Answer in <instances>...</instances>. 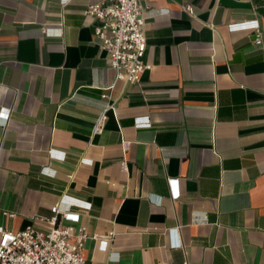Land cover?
<instances>
[{"label": "crops", "instance_id": "crops-1", "mask_svg": "<svg viewBox=\"0 0 264 264\" xmlns=\"http://www.w3.org/2000/svg\"><path fill=\"white\" fill-rule=\"evenodd\" d=\"M98 1L0 0V227L58 205L84 264H264V0H150L138 83Z\"/></svg>", "mask_w": 264, "mask_h": 264}, {"label": "built area", "instance_id": "built-area-1", "mask_svg": "<svg viewBox=\"0 0 264 264\" xmlns=\"http://www.w3.org/2000/svg\"><path fill=\"white\" fill-rule=\"evenodd\" d=\"M150 0H100L84 10L94 21L93 34L108 65L115 71L116 80L138 83L140 75L150 65L144 62L147 47L144 33L145 14ZM193 15V8L184 6ZM259 28H255L254 43L261 44ZM105 96V95H104ZM103 116L99 119L101 122ZM178 194H175V197ZM54 216L48 230L26 225L19 230L0 227V264H84L85 233H73V227L57 221L59 206L51 207ZM62 220L75 221L77 214L61 213ZM106 239H98L105 249Z\"/></svg>", "mask_w": 264, "mask_h": 264}]
</instances>
